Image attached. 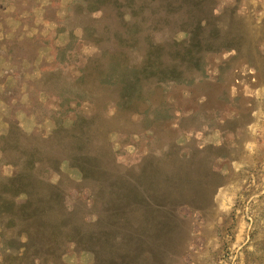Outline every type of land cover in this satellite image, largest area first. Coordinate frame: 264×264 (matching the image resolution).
<instances>
[{"label":"rangeland","instance_id":"374dc122","mask_svg":"<svg viewBox=\"0 0 264 264\" xmlns=\"http://www.w3.org/2000/svg\"><path fill=\"white\" fill-rule=\"evenodd\" d=\"M74 1L0 0V264H38L34 248L20 250V162L54 181L55 164L37 151L64 155L58 130L67 132L74 111L93 146L122 166L158 158L157 168L180 176L170 193L199 205L178 208L188 228L165 264H264V112L253 96L264 74V0ZM143 59L150 71L122 99L107 63ZM59 168L69 178L65 204L80 217L88 209L76 201L89 192L73 188L80 173L67 160ZM58 251L41 264L93 260L70 242Z\"/></svg>","mask_w":264,"mask_h":264},{"label":"trees","instance_id":"16d2710c","mask_svg":"<svg viewBox=\"0 0 264 264\" xmlns=\"http://www.w3.org/2000/svg\"><path fill=\"white\" fill-rule=\"evenodd\" d=\"M122 20L123 17H116L117 22ZM106 68V76H116L117 79L110 82L120 86L122 99L130 98L127 95L138 91L143 74L150 71L144 59L138 66L109 61ZM72 91L78 92L79 89L73 88ZM81 95L77 93L75 96L82 98ZM73 113L67 132L58 130L59 146L65 151L64 155L59 156L51 147L37 151L38 155L51 159L55 164L51 166L49 163L51 165L48 167L51 173L56 174L54 181H42L27 168V164L20 162V182H24L21 192L24 198L20 202L23 222L20 234L25 236L24 240H20L21 253L34 248L37 255H33L31 262L37 260L41 264L58 249L62 253L70 242L74 251L91 252L93 260L89 264H165L170 259L168 255L175 252L174 248L180 243L183 228H188L178 208L185 206L194 212L199 210V205L194 200L181 199L170 193V185L176 184L180 176L157 168L158 158H141L138 161L140 167L129 164L122 166L112 152L93 146L90 131L85 127L86 123L82 125L80 120L81 112ZM191 154L187 157L179 155V158L186 163ZM61 160H67L68 166L80 173V180L73 183V188L78 191L87 189L89 192L88 201H76L88 209L77 218L78 211L73 206L69 209L65 204L66 193L62 185H65L67 176H61ZM32 166H35L33 162ZM215 172L219 173L215 168L205 173L207 177L213 176L215 179ZM32 181L38 183L39 189L31 187ZM44 183L49 186H43ZM211 197L212 193H209V200ZM46 198H49L51 205L45 206L48 202ZM49 208L56 212L60 220H69L70 229L64 230L48 220L46 209ZM62 234L68 236L67 239L59 240ZM21 263L24 264L25 260Z\"/></svg>","mask_w":264,"mask_h":264},{"label":"crops","instance_id":"0c3cea01","mask_svg":"<svg viewBox=\"0 0 264 264\" xmlns=\"http://www.w3.org/2000/svg\"><path fill=\"white\" fill-rule=\"evenodd\" d=\"M259 71L260 70L257 71L258 75H259ZM253 84H254L253 96L256 98V101H257V106L255 108L260 109L264 112V74L262 76H259L257 80L253 82ZM263 133H264V130H263ZM256 151H257L256 149H252L251 151H249V153L255 154Z\"/></svg>","mask_w":264,"mask_h":264}]
</instances>
